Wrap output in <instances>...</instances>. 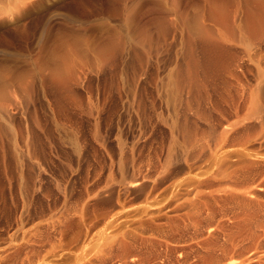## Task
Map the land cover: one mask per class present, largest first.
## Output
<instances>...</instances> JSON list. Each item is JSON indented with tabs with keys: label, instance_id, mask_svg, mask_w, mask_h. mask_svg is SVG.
<instances>
[{
	"label": "rangeland",
	"instance_id": "obj_1",
	"mask_svg": "<svg viewBox=\"0 0 264 264\" xmlns=\"http://www.w3.org/2000/svg\"><path fill=\"white\" fill-rule=\"evenodd\" d=\"M0 264H264V0H0Z\"/></svg>",
	"mask_w": 264,
	"mask_h": 264
},
{
	"label": "bare ground",
	"instance_id": "obj_2",
	"mask_svg": "<svg viewBox=\"0 0 264 264\" xmlns=\"http://www.w3.org/2000/svg\"><path fill=\"white\" fill-rule=\"evenodd\" d=\"M226 137V136H225ZM227 140V139H226ZM223 151V150H222ZM236 152V151H235ZM245 152V151H244ZM236 153H238L239 154V152H236ZM243 154H245V153H243ZM247 154V153H246ZM245 154V155H246ZM230 155H231V153H230ZM235 155V154H234ZM237 155V154H236ZM248 155V154H247ZM224 157V156H223ZM226 157V156H225ZM213 158V157H212ZM217 158V157H216ZM221 161H223V160H221ZM242 161H243V159H242ZM244 162V161H243ZM247 162V161H246ZM249 162V161H248ZM248 162H247V164H248ZM221 163V162H220ZM223 163V162H222ZM236 163H237V161H236ZM235 163V164H236ZM242 163V162H241ZM216 164H218V163H216ZM209 166V165H208ZM216 166V165H215ZM230 166V165H229ZM236 166V165H235ZM208 170V169H207ZM233 171V170H232ZM218 173V172H217ZM222 173V172H221ZM215 174V173H214ZM202 176V175H201ZM216 179V178H215ZM218 183V182H217ZM192 184V183H191ZM228 184V183H227ZM228 186V185H227ZM226 186V187H227ZM215 187H217L216 185H215ZM224 187V186H223ZM228 188V187H227ZM203 191V190H202ZM209 191V190H208ZM215 191V190H214ZM197 192V191H196ZM218 192V191H217ZM224 192V191H223ZM210 194V193H209ZM215 194V193H214ZM217 194V193H216ZM220 197V196H219ZM231 198V197H230ZM173 199V198H172ZM215 199V198H214ZM222 199V198H221ZM210 200V202L212 201L211 199H209ZM216 202V201H215ZM220 204V203H219ZM224 204V203H223ZM171 205V204H170ZM175 205V204H174ZM178 205H180V204H178ZM195 205V204H194ZM205 205V204H204ZM213 205V204H212ZM207 206V205H206ZM205 206V207H206ZM221 207V206H220ZM174 208V207H173ZM203 208V207H202ZM206 208H208V207H206ZM190 209V208H189ZM212 209V208H211ZM197 210V209H196ZM201 212V211H200ZM208 212V211H207ZM181 213V212H180ZM191 213V212H190ZM200 214V213H199ZM210 214V213H209ZM207 215V214H206ZM174 217V216H173ZM193 217V216H192ZM187 218V217H186ZM183 219V218H182ZM171 220V219H170ZM175 220V219H174ZM50 262V261H49Z\"/></svg>",
	"mask_w": 264,
	"mask_h": 264
}]
</instances>
